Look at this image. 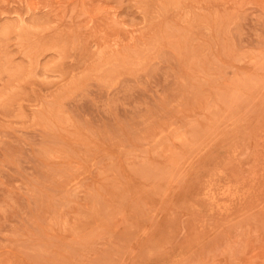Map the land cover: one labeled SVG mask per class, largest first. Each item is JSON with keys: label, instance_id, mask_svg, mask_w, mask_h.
<instances>
[{"label": "rangeland", "instance_id": "rangeland-1", "mask_svg": "<svg viewBox=\"0 0 264 264\" xmlns=\"http://www.w3.org/2000/svg\"><path fill=\"white\" fill-rule=\"evenodd\" d=\"M0 264H264V0H0Z\"/></svg>", "mask_w": 264, "mask_h": 264}, {"label": "bare ground", "instance_id": "bare-ground-1", "mask_svg": "<svg viewBox=\"0 0 264 264\" xmlns=\"http://www.w3.org/2000/svg\"><path fill=\"white\" fill-rule=\"evenodd\" d=\"M166 1V0H165ZM108 20V19H107ZM98 31V30H97ZM172 135V134H171ZM176 136V135H175ZM188 137H189V135H188ZM181 138H182V136H181ZM180 139V138H179ZM185 143H186V141H184ZM168 146V145H167ZM163 148V147H162ZM174 154V153H173ZM224 166V165H223ZM98 184V183H97ZM147 208V207H146ZM185 213V212H184ZM179 222H180V220H179ZM176 239V238H175ZM228 249H229V247H228Z\"/></svg>", "mask_w": 264, "mask_h": 264}]
</instances>
